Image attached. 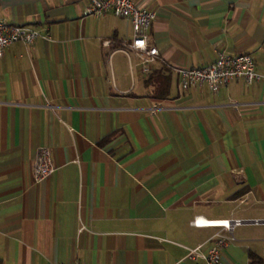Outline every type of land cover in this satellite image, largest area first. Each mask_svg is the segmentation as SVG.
<instances>
[{"label":"crops","instance_id":"1","mask_svg":"<svg viewBox=\"0 0 264 264\" xmlns=\"http://www.w3.org/2000/svg\"><path fill=\"white\" fill-rule=\"evenodd\" d=\"M134 1L155 12L149 43L167 63L149 74L122 52L127 19L87 17V0H0V18L54 39L0 59L4 264H201L189 250L223 230L197 218L243 222L222 264H264V79L181 93L174 70L222 51L264 77V0ZM41 147L57 172L37 185Z\"/></svg>","mask_w":264,"mask_h":264},{"label":"built area","instance_id":"2","mask_svg":"<svg viewBox=\"0 0 264 264\" xmlns=\"http://www.w3.org/2000/svg\"><path fill=\"white\" fill-rule=\"evenodd\" d=\"M109 15L131 21L134 38L130 43H125L122 52L129 59L133 54L136 55L141 61L145 74L150 73V66L156 62L167 65L160 51L149 43V34L156 18L155 12L140 7L134 0H87L85 16L103 18ZM41 40L54 42L49 29L41 30L31 26L14 25L0 18V59L4 57L7 49L16 44L34 46ZM174 70L179 75L181 93H186L197 86H207L212 93L217 94L234 81L242 80L247 85H253L264 79L258 73L257 62L252 55H229L222 51L217 53L213 63L205 67L174 68ZM56 172L57 167L54 164L52 150L48 147L39 148L33 165L35 184L38 185L50 179ZM242 224L240 220L209 222L201 218L195 219L192 223L194 227L220 228L223 232L210 241L209 248L199 246L190 249L186 259L201 264H222L224 251L231 242L235 241L229 234Z\"/></svg>","mask_w":264,"mask_h":264},{"label":"trees","instance_id":"3","mask_svg":"<svg viewBox=\"0 0 264 264\" xmlns=\"http://www.w3.org/2000/svg\"><path fill=\"white\" fill-rule=\"evenodd\" d=\"M158 97L162 96V98H165L168 96V92H164V90H160L159 92H157V95ZM252 260H253V264H259L260 263V260L256 257H252ZM0 264H4L3 262L0 261Z\"/></svg>","mask_w":264,"mask_h":264},{"label":"water","instance_id":"4","mask_svg":"<svg viewBox=\"0 0 264 264\" xmlns=\"http://www.w3.org/2000/svg\"><path fill=\"white\" fill-rule=\"evenodd\" d=\"M252 222H254V223H255V221H252Z\"/></svg>","mask_w":264,"mask_h":264}]
</instances>
